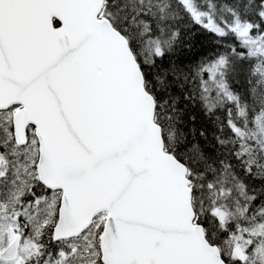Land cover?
Returning a JSON list of instances; mask_svg holds the SVG:
<instances>
[{"label":"snow or ice","instance_id":"obj_1","mask_svg":"<svg viewBox=\"0 0 264 264\" xmlns=\"http://www.w3.org/2000/svg\"><path fill=\"white\" fill-rule=\"evenodd\" d=\"M0 264H264V0H0Z\"/></svg>","mask_w":264,"mask_h":264}]
</instances>
